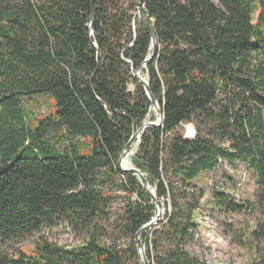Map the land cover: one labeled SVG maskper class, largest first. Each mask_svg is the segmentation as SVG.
Here are the masks:
<instances>
[{"label": "trees", "instance_id": "trees-1", "mask_svg": "<svg viewBox=\"0 0 264 264\" xmlns=\"http://www.w3.org/2000/svg\"><path fill=\"white\" fill-rule=\"evenodd\" d=\"M138 1L157 40L147 65L152 37ZM139 69L165 123L146 129L133 163L170 201L165 224L141 236L150 264H208L190 250L204 200L194 182L222 159L256 172L255 202L216 192L213 206L260 213L244 230L264 262V0H0V243L57 220L87 235L74 248L44 237L29 252L0 246V264H141L136 235L157 208L140 180L118 168L151 108ZM40 95L57 112L33 126L20 103ZM186 124L197 127L194 139L185 138ZM60 130L93 138V155L80 156L73 142L66 153L42 142ZM110 184L128 199L126 248L100 240Z\"/></svg>", "mask_w": 264, "mask_h": 264}, {"label": "rangeland", "instance_id": "rangeland-1", "mask_svg": "<svg viewBox=\"0 0 264 264\" xmlns=\"http://www.w3.org/2000/svg\"><path fill=\"white\" fill-rule=\"evenodd\" d=\"M212 1L216 6L220 5V0ZM130 88L134 91V85H131ZM223 97L226 98L224 95ZM20 107L26 115L25 121L33 126H37L42 120L57 112L54 99L47 95L35 96L31 99L25 97L22 99ZM150 119L155 122L159 120L157 110L152 111ZM190 127L195 131L193 136L188 134ZM197 131L198 129L194 124L183 126L186 139H194L197 136ZM42 142L51 144L52 148L60 153H66L71 142L82 157H90L94 153L93 138H72L65 130L50 132L42 139ZM139 146L140 139L135 144L133 155L129 157L133 167H135L133 161ZM222 147L228 148V144L224 143ZM25 156L29 157L30 154ZM122 182H125L124 177H121L118 184ZM194 186L204 192V200L202 208L196 214L198 225L195 232L196 244L191 246L190 250L208 264H256L259 262L264 264L262 256L248 245V234L244 230L255 226L260 213L258 211L227 213L215 210L213 206L216 192L229 194L234 197L238 204L255 202L259 191L255 170L243 162L230 163L222 159L214 171L201 173L195 180ZM106 188L112 190L113 201L108 203L111 213L105 218L106 221L103 226L106 230L102 232L100 240L102 244L109 246L116 244L126 248L132 239L123 233L121 214L128 199L125 192L118 188V185L110 184ZM162 202L165 206V212L161 223L165 224L170 201L163 199ZM41 237L46 238L51 243L69 248L84 245L87 240L86 233L74 230L67 221L57 220L43 228L40 233L18 238L16 241L7 244L0 243V246L9 250L11 254L18 253V249L29 252ZM137 263L139 264V262Z\"/></svg>", "mask_w": 264, "mask_h": 264}, {"label": "water", "instance_id": "water-1", "mask_svg": "<svg viewBox=\"0 0 264 264\" xmlns=\"http://www.w3.org/2000/svg\"><path fill=\"white\" fill-rule=\"evenodd\" d=\"M138 5H139L140 19H141V21H143L146 24V26L148 27L149 32L151 34V37H152L153 53L146 60L145 65H147L148 63H150L152 61L154 54L157 50V40H156V36H155L153 28L147 22V19L145 17L144 12H143V5L140 1H138ZM135 76L138 79V81L145 88V91H146V93H147V95L151 101V108H150V112L148 115V120L145 122V124L139 129H137V128L134 129V134H133L132 138L130 139L128 144L125 146L124 151L122 152V155H121L119 163H118V168H119V171L121 173L129 174L133 177L138 178L141 182V186L148 192V194L152 198L154 204L156 205V208H157L156 216L152 219V221L149 224L144 226L136 235V246H137V250H138L139 256H140V263L141 264H150V262L146 256L145 247L142 243L141 236L143 233H145L149 230H154L156 227H158L160 225V223L163 220V216H164V212H165V206H164V203L162 202V199H160V197H159L157 189L152 188L150 186V183H149L148 179L146 178V175L142 171L137 169L136 167H125L124 163H125V160L130 156V154H132L137 140L141 139V136L144 134V132L146 131L147 128H149V127L162 128L164 126L165 113H164L163 108H161L159 102L153 97L151 90H150V87H149V81L147 78L142 76L141 69H139L137 71ZM153 110L158 111L159 120L157 122H152L150 119L151 113Z\"/></svg>", "mask_w": 264, "mask_h": 264}, {"label": "bare ground", "instance_id": "bare-ground-1", "mask_svg": "<svg viewBox=\"0 0 264 264\" xmlns=\"http://www.w3.org/2000/svg\"><path fill=\"white\" fill-rule=\"evenodd\" d=\"M188 134H189V136H193L195 134V131H194V129L192 127L189 128V133ZM132 155L133 154H130V156H132ZM129 157L125 160V163H124L125 167H133L132 162H131V158H129Z\"/></svg>", "mask_w": 264, "mask_h": 264}]
</instances>
